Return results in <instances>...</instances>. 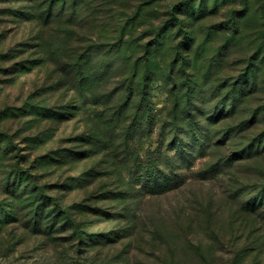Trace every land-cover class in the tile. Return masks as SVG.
Wrapping results in <instances>:
<instances>
[{"label":"rangeland","instance_id":"1","mask_svg":"<svg viewBox=\"0 0 264 264\" xmlns=\"http://www.w3.org/2000/svg\"><path fill=\"white\" fill-rule=\"evenodd\" d=\"M0 264H264V0H0Z\"/></svg>","mask_w":264,"mask_h":264},{"label":"trees","instance_id":"2","mask_svg":"<svg viewBox=\"0 0 264 264\" xmlns=\"http://www.w3.org/2000/svg\"><path fill=\"white\" fill-rule=\"evenodd\" d=\"M174 8H175V6H174V4H172V5H170V7H169V12L168 13H170V14H173L174 13ZM46 13H48L49 15H51V17H53V12H52V10H46ZM179 23V22H178ZM181 24V23H180ZM185 24L184 23H182L181 25H180V27L178 28L179 29V33L180 32H183V37H182V41H181V45L182 44H185L186 43V40L189 38V36L187 35V32L186 31H183V28H182V26H184ZM181 45L180 46H178L177 47V49L174 51V57H177L178 59H182L183 58V53L181 52V51H179L180 50V47H181ZM148 50H149V47L147 48ZM150 50H151V47H150ZM149 50V51H150ZM148 59H150V57L148 58ZM155 69V72H152V73H154V75H157L158 73V70H160V68L159 67H156V68H154ZM155 73H157V74H155ZM155 78V76L151 79V80H153ZM144 88H143V92H142V99L143 100H146V101H148V103H151V102H153V103H155L153 100H152V98H148V96H149V92H150V86H149V84L147 85V83L145 84V81H144ZM234 99H236L235 97H234ZM148 103H146V104H144V106L143 105H139L138 107H137V112H136V114L138 115V114H141V116H142V118H138V119H136V118H134V121H135V125H138V126H141L142 125V121H144L145 122V125H146V127H151V125H152V123H154V121H155V112L158 110H156L155 109V106H152V105H149ZM155 105V104H154ZM155 110V111H154ZM67 114V113H66ZM253 117H255V113H254V116ZM192 133H195V131H192ZM203 134V133H202ZM201 134V135H202ZM201 138H202V136L200 137V138H198L197 140L198 141H200L201 140ZM253 143L254 142H250L248 145H247V147L245 148V149H243V150H241V151H239L238 152V154H240V155H246V156H254V154H256L255 152H252V148H254V145H253ZM174 146H176V143L174 144ZM252 149V150H251ZM257 149V148H256ZM41 198L43 199V201L44 202H46V200L45 199H47V198H49V196H47V195H45V194H43L42 193V195H41ZM53 204H54V206H53V210L52 211H50L51 212V214H54V217H58V216H60L61 215V213H69L67 210H63V209H61V207H59V205H58V203L57 204H55L56 202H52ZM45 206H47V205H45ZM253 207H255V206H253ZM37 208H39V205H38V207ZM53 212H55V213H53ZM108 212V211H107ZM107 212H105L106 214H109V213H107ZM48 216V215H47ZM121 218V217H120ZM60 220H58V222H59ZM70 223H74L73 225H74V228L76 227V225H75V222L73 221V220H71L70 222L68 221V220H66V222L63 224V227H67ZM79 226V225H78ZM116 230H118V229H116ZM116 230H114V232H117ZM83 231V230H82ZM75 235L77 236V240L78 241H83V232H81V230H80V227L79 228H75ZM99 234L100 233H98V236H99ZM105 234V233H104ZM102 235V234H101ZM109 235V234H108ZM91 239H93V241H98L97 240V233L96 234H91ZM108 237V236H107ZM81 243V242H80ZM202 251V250H201Z\"/></svg>","mask_w":264,"mask_h":264}]
</instances>
